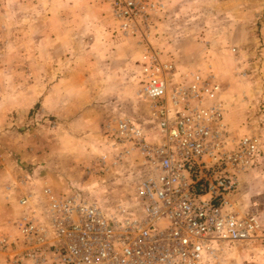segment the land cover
<instances>
[{
  "label": "built area",
  "instance_id": "obj_1",
  "mask_svg": "<svg viewBox=\"0 0 264 264\" xmlns=\"http://www.w3.org/2000/svg\"><path fill=\"white\" fill-rule=\"evenodd\" d=\"M108 4L119 32L141 47L137 96L147 103L148 127L109 118L100 171L138 168L143 179L132 203L110 214L104 208L114 201L59 194L47 180L28 189L27 176L25 191L6 187L20 213L16 236L0 235V257L6 264H213L230 246H264V200L238 198L245 176L261 177L262 139L230 130L211 70L179 69L155 45L168 0Z\"/></svg>",
  "mask_w": 264,
  "mask_h": 264
},
{
  "label": "rangeland",
  "instance_id": "obj_2",
  "mask_svg": "<svg viewBox=\"0 0 264 264\" xmlns=\"http://www.w3.org/2000/svg\"><path fill=\"white\" fill-rule=\"evenodd\" d=\"M170 5L169 19L161 21V49L183 68L204 54L191 68L211 70L223 87L230 130L258 135L264 152V0ZM108 6V0H0V184L20 188L42 165L36 173L59 194L78 190L100 203L114 201L104 208L110 214L123 198L108 185L124 182L135 192L143 179L138 168L100 171L109 118L128 115L147 125V103L137 96L141 47L118 32ZM60 80L61 113H46L44 97ZM30 155L49 162L30 166ZM260 174H250L256 186L264 185V169ZM213 264H264V246H230Z\"/></svg>",
  "mask_w": 264,
  "mask_h": 264
},
{
  "label": "crops",
  "instance_id": "obj_3",
  "mask_svg": "<svg viewBox=\"0 0 264 264\" xmlns=\"http://www.w3.org/2000/svg\"><path fill=\"white\" fill-rule=\"evenodd\" d=\"M168 4H169L170 9H171V5H170L171 4V0H168ZM109 13H110V8H109ZM110 17L112 18L111 13H110ZM169 17H170V11L168 13V16L166 18H164L165 19L164 22L167 19H169ZM112 20H113V18H112ZM113 22H114V20H113ZM114 24H115V22H114ZM117 30H118V28H117ZM162 31H164V30H162V29L159 30V36L155 40V42L158 43V47L159 48H161V46L164 45L161 42V41H163V38H164V36L162 35ZM118 32H119V30H118ZM164 33H165V31H164ZM39 49L41 51V48H39ZM105 50H109V49L106 48ZM106 53H108V52H105V54ZM201 57H202L201 59L196 61L197 63L195 62L196 65H193L191 67H195L196 68V67H198V64H202L203 63L202 60L204 59V54H202ZM178 68L179 69H188V68H183V67H181L179 65H178ZM47 79H48V77L45 78V80H47ZM49 79H51V78H49ZM50 81H49V83H51ZM63 83H64L63 80H60V82H58V81L53 82V84H55V86H53L51 88V90H49V95L44 97L43 106H44V110H45L46 113L48 112V113H51L53 115H60V113H61L60 105L61 104L58 103V102L63 100L64 94L57 92L59 90V88L57 86L58 85H62ZM106 83H107V86H111V82H109V78H108V81ZM108 93H109V91H108ZM72 95L73 94H69V93L65 94V96H67L68 99ZM56 96H58V97H56ZM50 101L53 102V103H51V108L48 109V107L50 106V104H49ZM65 101H66V97H65ZM55 104H57V105H55ZM126 116H128V115H126ZM129 117H131V116H129ZM146 119H147V117H146ZM137 122L142 124V125H144L145 127H148V123L146 125V122L145 123H143L142 121H137ZM106 142H107L106 138L104 136H101L100 147L103 150H108V146H107ZM41 159H44L43 162H49L48 156L47 157H45V156L39 157L37 155H35V156L34 155H30L27 158V161H28L27 164L30 165V166H34V165L36 166L38 164H42L43 162H41L42 161ZM48 165H49V163H48ZM48 165H46V167L44 169H46L48 167ZM38 168H37L38 170H36L35 173H33L31 175L30 174L28 175L29 176V183H28L29 188L27 187L28 189L33 188V187L40 188L41 182H43V180L50 181L48 177L45 178L42 174L39 175V174L36 173V172L40 171V168H42V165H39ZM6 179H8V178H6ZM8 183L9 182L3 181L0 184V186H1V189H0V235L4 234V235H8V236H16L17 233H16V230H15V227H14V221H15L16 217H18V214L20 213V209H19V206H18V202H17L18 200H17V195L16 194H14L12 197L7 199V195L8 194H7V191H6V187L12 185V184H8ZM257 185L258 186L255 185V179H254V177H252V175L245 176L244 177V183L242 184V188H241V193L238 196V198L244 199V200H250V198H252V197H258L259 196L260 199L264 200V190H263L264 189V185H262L261 183H257ZM108 186H109L108 191L113 193L112 195L116 194L117 196H120V199L123 198V202L124 203H126V204L130 203V202H128L126 197L129 198L131 200V202L133 201L134 196H135L134 189H132L130 191V188L125 187L124 182H121V183H118V184H113L112 186L111 185H108ZM119 186H121V187H119ZM27 188H25L24 186L20 187V189L22 191H25ZM124 195L126 197H124ZM0 264H6L4 259H2L1 257H0Z\"/></svg>",
  "mask_w": 264,
  "mask_h": 264
}]
</instances>
